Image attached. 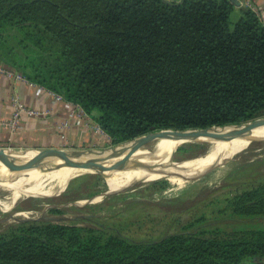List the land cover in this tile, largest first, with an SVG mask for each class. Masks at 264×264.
<instances>
[{"label":"trees","instance_id":"16d2710c","mask_svg":"<svg viewBox=\"0 0 264 264\" xmlns=\"http://www.w3.org/2000/svg\"><path fill=\"white\" fill-rule=\"evenodd\" d=\"M235 8L231 0H0V65L97 113L114 146L240 125L264 115V24L251 9L233 22ZM231 208L264 215V183ZM0 264H264V231L210 237L190 226L134 240L103 226L24 222L0 234Z\"/></svg>","mask_w":264,"mask_h":264},{"label":"rangeland","instance_id":"374dc122","mask_svg":"<svg viewBox=\"0 0 264 264\" xmlns=\"http://www.w3.org/2000/svg\"><path fill=\"white\" fill-rule=\"evenodd\" d=\"M240 16V11L235 9L231 20L236 22ZM260 119H264V115L256 120ZM164 131L167 130L154 134ZM146 136L115 146L108 139L103 146L84 149L126 147ZM174 147L176 146L155 147L145 144L135 154L143 151L147 154L159 153L157 159L147 162L151 163L149 165L162 167L171 162L184 164L214 152L209 142L192 141L181 147L171 160ZM13 151L15 152H11L9 156L36 159V163L29 165H36L44 160V156L36 150ZM226 158L225 162L209 173H203L204 170L182 171L167 178L151 179L138 184L131 179H118L100 168L81 173L62 192L60 191L64 185H43L41 194H29L17 200L14 196L18 194V189L0 178V221L8 220L0 224V234L17 228L24 220L47 216H53L57 220L66 218L56 224L95 229L103 226L134 240L159 239L190 226L210 237H223L252 230L264 231V215L242 217L234 215L231 208L233 199L264 183V136L251 140ZM144 161L146 159L135 162L141 168L147 169L142 166ZM217 161L200 167L210 166ZM0 166L7 169L1 163ZM112 166L110 167L113 171L127 177H141L124 164L117 168ZM21 173L14 174L18 176ZM111 180H115V183L109 186ZM51 208H58L61 213L52 214ZM88 217L91 218L90 221L87 220Z\"/></svg>","mask_w":264,"mask_h":264},{"label":"crops","instance_id":"0c3cea01","mask_svg":"<svg viewBox=\"0 0 264 264\" xmlns=\"http://www.w3.org/2000/svg\"><path fill=\"white\" fill-rule=\"evenodd\" d=\"M240 7L235 9H249L248 4L256 12L264 24V0H239ZM11 70V69H10ZM19 97L20 101L29 109L36 110L40 116L23 114L19 128L10 130L7 126L0 127V148L10 150L62 149L66 151L96 148L108 142L101 133L97 132L90 121H76L70 117V107L62 102H56L46 89L32 82H24L8 78L0 74V123L12 120L14 107L12 98ZM94 121L97 113L90 116ZM65 123L67 125L65 126ZM15 151H8L11 153ZM31 152V151H30Z\"/></svg>","mask_w":264,"mask_h":264},{"label":"bare ground","instance_id":"6f19581e","mask_svg":"<svg viewBox=\"0 0 264 264\" xmlns=\"http://www.w3.org/2000/svg\"><path fill=\"white\" fill-rule=\"evenodd\" d=\"M236 129L237 128L228 127L223 130H214L212 132L222 133L224 135L194 139L193 141L209 142L214 152L212 151L213 153L208 154L204 156L203 158L185 162L184 164H181V167H178L177 165H175V166H171L168 168H164L160 171H158L159 169L154 171L152 169L141 168L135 161L146 159V161L143 162L142 166H144L145 164L148 165L151 163H148L147 160L153 161L157 159L160 156V154L156 152L147 154L146 151H143V152H138V154L129 156L131 152H134V150H136L135 149V145L137 144L136 143V144L127 145L126 147H120L117 150V155L113 157L108 158L109 156L108 154L110 151H107L105 155L107 158L106 159L107 169H105L102 166H99L96 163H92V162L91 163L85 162V163H79V164H74V165H66V164H61V162L60 163L56 162L54 167H52L51 169H48V170L33 169L30 171L22 172L18 176L15 175V178H12L11 181L9 182L6 181V182L15 186L18 189V192H17L18 194L14 196V199L17 200L21 196H25L29 194H41V187L43 185H54V186L64 185L60 191L62 192L66 188L67 184L69 183L71 179L78 177L81 173L100 169V168H103L105 173L112 175L118 179H121V180L131 179L136 183L149 181L151 179L159 180L162 178H167V177L173 176L174 174H177L178 172L180 173L181 171H183V169L186 172L202 171V170H205L206 168H209L210 166L214 164H218V163L220 164L223 161L227 160L226 156L228 154L238 149L239 147L246 145L251 140L264 136V125H259L258 128L254 130H245V131H241L234 135L228 134ZM181 137H182V133L175 134L173 132H166L159 136L158 135L150 136L148 138L147 144L151 146H155V147L176 146L173 148L174 150H176L182 144V142L180 141ZM9 155H11V153H6L5 157L9 160V162H12L13 164H16V165L33 166L29 164L36 163L35 158L26 157V156H22L20 158V157H12ZM51 159L52 158L44 156V160L40 163L48 162ZM119 161H124L125 166L132 169L134 173H136L137 175L141 177L130 178V177L123 175L120 172L113 171L110 166L116 165ZM212 161H217V162L207 167H200L201 165H204ZM8 174H9V170L1 168L0 166V178H6Z\"/></svg>","mask_w":264,"mask_h":264},{"label":"water","instance_id":"95a60500","mask_svg":"<svg viewBox=\"0 0 264 264\" xmlns=\"http://www.w3.org/2000/svg\"><path fill=\"white\" fill-rule=\"evenodd\" d=\"M171 1H180V0H171ZM231 1L233 2V4L236 7L241 6V2L239 0H231ZM259 125H264V119L254 120L252 122H248V123H244V124H240V125H230V126H225V127H211V128H207V129H196V130H186V131L167 130V131L161 132L160 134L150 133L145 138L134 143V144L137 143L135 145L136 150H134V152H131V154H129V156L134 155L138 150L141 149L140 148L141 146L147 144L148 138L150 136H155V135L159 136V135L166 133V132H173L175 134L182 133V137L180 138L181 139L180 141L182 142V144L172 154L171 160H173L176 153L178 152V150L181 147H183L187 144H190L194 139L224 135L222 133L212 132L214 130H223V129L228 128V127L237 128L236 130H233L232 132L228 133L229 135H234V134H237L241 131L257 129ZM118 149L119 148L103 149V150H92V149L85 150V149H83V150H73V151H66V150H62V149H45V150L36 151V152H39L40 154H42L44 156L52 158L51 160H49L48 162L39 163V164L33 165V166H27V165L23 166V165L13 164L12 162H9V160L5 157V155L8 151H13V150L6 149V148H0V163L3 166H5V168H7L9 170L8 176L6 178H2V179L5 181H8V182L11 181L12 178H15V174H14L15 172H26V171H30L33 169L48 170V169H51L52 167H54L56 162H58V163L61 162V164H66V165H74V164H79V163H85V162L91 163L92 162V163H96L99 166H102L105 169H107L106 168V159L107 158L105 156L107 151H110L108 154L109 155L108 158H109V157H113V156L117 155ZM223 162H225V161H223ZM123 164H125L124 161H119L115 166H112V168H117L118 166L120 167ZM175 165H177L178 167H181V164H175L173 162H171V164L164 165L163 167L152 166L149 164L148 165L145 164L144 167H146L147 169H152L154 171L159 169L158 171H160L164 168H168V167L175 166ZM218 165H219V163L214 164V165L210 166L209 168H206L203 171V173L211 172ZM183 171H184V169H183ZM138 183H140V182H138ZM138 183H136V184H138ZM65 219L66 218H60L59 220H57L53 216H47V217H43V218H39V219L24 220V222H39V221L43 220V221H50V222L56 223L58 221L65 220ZM6 221H8V220L0 221V224L5 223Z\"/></svg>","mask_w":264,"mask_h":264},{"label":"built area","instance_id":"2783aa9c","mask_svg":"<svg viewBox=\"0 0 264 264\" xmlns=\"http://www.w3.org/2000/svg\"><path fill=\"white\" fill-rule=\"evenodd\" d=\"M248 8L251 9L252 11L256 12V9L248 4ZM0 74L8 77V78H12V79H16V80H20V81H24V82H29L26 78L23 77V75H21L20 73H17L13 70H10L8 68H5L3 66L0 65ZM43 88V87H42ZM43 90H45V88H43ZM48 95H50L56 102H62L67 104L70 107V117L75 119L76 121H84V120H88L91 123V126L99 133H101L102 135H104L106 138L110 139V137L105 133V131L97 124L96 121L93 122L92 118L90 117V115H88L86 113V111L78 104H74L71 102L66 101L61 95L54 93L50 90H47ZM12 104L14 107V112H13V117L12 120L8 123L2 124L0 123V127L1 126H7L8 128H10V130H12L13 132L16 131L19 128V124H20V118L23 114H28L31 116H40L43 113H40L36 110H32L29 109L27 106H25L19 99V97L14 96L12 98ZM67 125V123H65V126Z\"/></svg>","mask_w":264,"mask_h":264}]
</instances>
